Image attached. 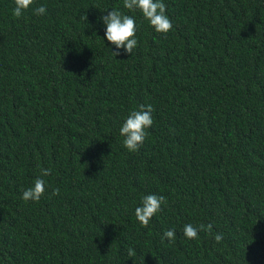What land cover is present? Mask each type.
I'll list each match as a JSON object with an SVG mask.
<instances>
[{"label": "trees", "instance_id": "1", "mask_svg": "<svg viewBox=\"0 0 264 264\" xmlns=\"http://www.w3.org/2000/svg\"><path fill=\"white\" fill-rule=\"evenodd\" d=\"M163 2L167 34L124 0H34L20 18L0 0V264H264V0ZM113 9L136 21L131 56L106 40ZM148 104L130 152L120 127ZM148 194L167 203L144 227Z\"/></svg>", "mask_w": 264, "mask_h": 264}, {"label": "clouds", "instance_id": "2", "mask_svg": "<svg viewBox=\"0 0 264 264\" xmlns=\"http://www.w3.org/2000/svg\"><path fill=\"white\" fill-rule=\"evenodd\" d=\"M15 7L13 9V16L20 18L24 13L33 5L34 0H14ZM124 8L135 11L139 9L143 17L149 21L150 25L158 33L167 34L173 29V24L167 15V7L163 0H124ZM35 14L40 16L46 14V7L39 6L35 10ZM106 25V40L115 46L116 51L112 54L117 57L122 54L133 53L134 48L137 47L138 41L136 37V21L135 19L126 14H122L119 10H111L100 18ZM154 108L151 104L140 105L137 110L131 111L120 127V135L124 137L123 144L130 151H138L143 145L148 132L154 123L152 113ZM51 174V169L40 170L33 185L23 191L22 199L26 202H38L46 192V181L44 177ZM59 189L53 190V195H59ZM167 203L166 197L157 194H148L142 198L141 206L135 209V216L140 224L144 227L149 225L150 220L162 210V205ZM184 235L186 238L198 239L199 231H206L212 234V225H200L199 228L192 224L184 226ZM176 232L174 229L165 230L161 236L163 242L167 239L169 242H175ZM214 239L217 243L223 239L222 234H215ZM128 255L130 257L135 255L134 250L129 249Z\"/></svg>", "mask_w": 264, "mask_h": 264}]
</instances>
